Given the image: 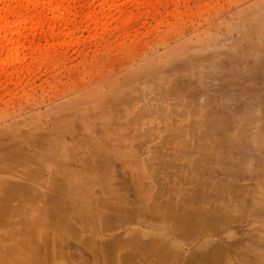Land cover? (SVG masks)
I'll list each match as a JSON object with an SVG mask.
<instances>
[{"label": "rangeland", "instance_id": "obj_1", "mask_svg": "<svg viewBox=\"0 0 264 264\" xmlns=\"http://www.w3.org/2000/svg\"><path fill=\"white\" fill-rule=\"evenodd\" d=\"M39 1L16 5L28 21L8 28L22 33V48L18 61L0 67V147H26L39 157L56 148L66 164L43 166L41 186L73 176L79 198L102 197L106 225L119 230L85 232L103 239L133 225L156 228L147 217L135 222V173L158 152L167 158L179 150L181 163L196 159L199 200L211 190L206 207H241L230 224L200 233L197 242L264 264V0H51L63 21ZM184 171L168 175L162 198L176 196L170 187ZM223 183L236 201L224 202ZM63 242L79 253L77 243Z\"/></svg>", "mask_w": 264, "mask_h": 264}, {"label": "bare ground", "instance_id": "obj_2", "mask_svg": "<svg viewBox=\"0 0 264 264\" xmlns=\"http://www.w3.org/2000/svg\"><path fill=\"white\" fill-rule=\"evenodd\" d=\"M23 2L29 4L32 2V6L34 2L41 3L39 0H0V67L7 62L8 65L13 60L18 61L15 59L22 48L20 43L22 33L17 31V28L11 30L8 28L28 21L27 14L20 15L17 13L19 10L15 9L16 5L20 6ZM42 2V6L44 4L48 8L53 19L61 18L63 21L65 16L62 15V11L60 12L58 4L52 5L51 0ZM66 8L63 7V9ZM15 10L18 11L15 12ZM10 15L19 17L18 21L15 18L14 22H17L12 25L9 24ZM177 139H179L178 136ZM32 143L36 145L37 141ZM32 148L35 147L32 146ZM176 153L175 155H178L180 151ZM175 155L165 158L158 152L153 156L150 164L138 168L135 173L137 189H139V205L135 222L138 223L147 217L156 224V228L153 231H141L137 225H133V228L121 231L111 239H103L96 234L92 236L88 234V231V233L85 232L86 228H91L97 229L98 233L99 228L102 230L106 223H110V217L106 214L108 204L102 197L91 195L84 200L79 198V187L72 180L73 176L56 187L43 189L41 186L43 166L60 168L66 164V158L61 156L56 148L49 147L45 151L42 150L39 157L37 153L33 154L31 149L26 147L19 148L14 144L0 147V264H227L230 261L234 263L229 264H252L247 258L240 257V259L237 255L238 260L233 259L225 246L208 240L197 242L195 239L197 235L220 230L218 228L225 226V223H228L233 214L235 216L236 210H240L241 207L233 208V211L231 206L225 209L224 204L212 205L213 208L211 205L206 207L205 202L208 204L210 201H205L208 199L204 195L209 194L211 190L205 191V194L203 191L202 197H204L203 200L205 199L203 202L202 197L199 200L201 189L198 188V194L197 189L194 190L196 186H192V180L196 174L194 172L196 159L184 164L180 160L179 162V156ZM37 158L42 160L38 161ZM180 168L185 169L183 179H175L173 186L170 187L176 194L175 199L172 198L173 195H171L172 199H165L164 196L168 197V193L166 195L164 193L162 198V191L167 190L164 181L170 173L173 175ZM206 178V181L210 180ZM207 185L206 187H209ZM214 185L212 188L215 189ZM223 185L224 183L220 191L224 194V202L228 204L230 201H236L237 199L232 197V189ZM215 198L214 196L212 201H215ZM115 204L118 205L117 202ZM233 205L236 204L233 203ZM116 209L122 215L128 212L127 209L124 211L123 207L117 206ZM107 219H109L108 222H106ZM123 219L121 221L125 225ZM165 221L171 222L168 232L159 228ZM115 226L114 224L112 227ZM119 226L117 225L114 230H119ZM112 227L109 231L114 232ZM93 233L90 232V234ZM68 239L79 245L78 254L72 255L70 248L63 247V241ZM185 245L193 247L184 250Z\"/></svg>", "mask_w": 264, "mask_h": 264}]
</instances>
